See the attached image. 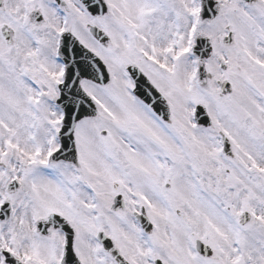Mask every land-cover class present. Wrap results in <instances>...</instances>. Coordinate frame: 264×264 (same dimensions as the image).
Instances as JSON below:
<instances>
[{
    "label": "snow or ice",
    "instance_id": "1",
    "mask_svg": "<svg viewBox=\"0 0 264 264\" xmlns=\"http://www.w3.org/2000/svg\"><path fill=\"white\" fill-rule=\"evenodd\" d=\"M0 264H264V0H0Z\"/></svg>",
    "mask_w": 264,
    "mask_h": 264
}]
</instances>
